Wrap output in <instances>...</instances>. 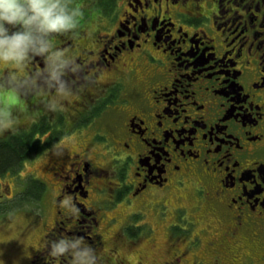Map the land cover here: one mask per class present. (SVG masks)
Here are the masks:
<instances>
[{
    "label": "flooded vegetation",
    "instance_id": "obj_1",
    "mask_svg": "<svg viewBox=\"0 0 264 264\" xmlns=\"http://www.w3.org/2000/svg\"><path fill=\"white\" fill-rule=\"evenodd\" d=\"M122 1L107 32L91 30L88 8L68 33H36L21 65L0 61V85L21 87L0 119L26 114L47 148L65 145L42 179L46 237L66 241L46 264H88L71 240L105 244L122 202L117 239L154 236L149 206L163 219L154 264H264V0ZM189 188L193 201L171 202ZM108 250L95 264L124 263Z\"/></svg>",
    "mask_w": 264,
    "mask_h": 264
},
{
    "label": "rangeland",
    "instance_id": "obj_2",
    "mask_svg": "<svg viewBox=\"0 0 264 264\" xmlns=\"http://www.w3.org/2000/svg\"><path fill=\"white\" fill-rule=\"evenodd\" d=\"M71 0L72 6H79L82 10L91 9L87 15L89 19L91 30L101 29L105 32L109 31L113 27L115 21L114 17L121 12L124 7L122 0H95L94 3L90 2L91 0ZM78 2V3H77ZM119 10V11H118ZM21 87L14 86L12 88L5 87L0 85V100L5 102L7 105L10 102H16L21 100L19 91ZM12 100V101H10ZM2 108L7 109L6 106ZM5 115L1 116V119H4ZM10 123L8 127L0 126V136H2L7 130H20L19 128L28 127L29 119L26 114L17 113L15 117L10 116ZM65 145L59 143L57 145H51L49 148L40 153L39 155L27 159L23 165V169L17 175L12 173L6 174L0 180V189L1 192L5 193L9 197L14 196L20 190L24 189V182L22 179L26 178V175L33 174L34 176L41 177L49 181L53 173L52 163L55 157L65 150ZM98 183L105 182L107 186L115 185L117 178L110 177H96ZM59 181V179H57ZM113 181V182H110ZM45 182V183H46ZM52 187V185H51ZM184 197L183 199H178L175 196H170L172 203L188 202L193 201L189 200V196L194 195V192L191 188L186 189L182 192ZM116 207V206H115ZM147 213L149 215H144L145 220H150L156 226V233L154 236L149 237L145 236L144 238L137 241L134 237L128 238L130 243L123 239H117L113 237V230H116L126 219L127 214L131 212V207H127V204L124 202L120 203L117 206V212H110L108 216H116L117 220H113L104 228L103 238L105 239V244L98 243L97 240H90L86 238H77L71 240L74 244L78 243L81 247H87L89 249L81 250V253L88 252L89 257H83L84 260H89L91 256L95 255H105L110 248H117V254L112 255L113 257L123 258L124 263L122 264H141L144 262L146 264H154L158 257L164 256L166 254L165 250V232H164V221L163 219L157 217L156 209L152 206ZM55 216L54 207L52 205V199L49 192L43 195L40 200L27 201L19 208H15L12 211L0 213V264H29L32 258L36 259L33 264H46L49 260H54L53 253L55 252V247L61 245V242L55 238L46 237V233L49 230L53 218ZM140 218V217H139ZM141 220L143 217L140 218ZM132 224H139L137 217L131 219ZM146 223V222H144ZM210 224H214L213 222ZM65 238L63 244L65 243ZM53 246L48 254H44L40 259L37 257V251L42 250V246L45 244ZM98 245V249L97 246ZM95 247V249H94ZM65 250V249H64ZM39 252V251H38ZM69 252L76 254V249L69 250ZM61 253L58 256H61ZM80 256V255H79ZM76 257L73 260H76ZM81 257V256H80ZM82 258V257H81ZM117 259V258H116ZM116 259H111V264H117ZM36 262V263H35ZM56 260L48 262L47 264H56ZM98 263V261H96ZM242 264V263H241ZM245 264V263H243Z\"/></svg>",
    "mask_w": 264,
    "mask_h": 264
},
{
    "label": "clouds",
    "instance_id": "obj_3",
    "mask_svg": "<svg viewBox=\"0 0 264 264\" xmlns=\"http://www.w3.org/2000/svg\"><path fill=\"white\" fill-rule=\"evenodd\" d=\"M81 16L80 7H73L71 0H0V61L21 65L35 46L36 33H68L77 27ZM61 54L57 53L58 56ZM10 75L15 80V74ZM66 92L58 90V95ZM7 117L10 113L6 112L5 118L0 119V126L8 127L10 119ZM63 251L62 242L55 247L53 255ZM79 255L89 257L88 252ZM88 264H95V256L88 260Z\"/></svg>",
    "mask_w": 264,
    "mask_h": 264
},
{
    "label": "trees",
    "instance_id": "obj_4",
    "mask_svg": "<svg viewBox=\"0 0 264 264\" xmlns=\"http://www.w3.org/2000/svg\"><path fill=\"white\" fill-rule=\"evenodd\" d=\"M38 130L36 126L29 130H7L0 136V180L9 173L19 174L27 159L39 155L49 145L50 142H43L41 137L37 136ZM25 177L22 179L24 189L12 197H9V194L6 196L0 189V213L19 208L27 201L40 200L46 193V184L41 178L33 174Z\"/></svg>",
    "mask_w": 264,
    "mask_h": 264
}]
</instances>
